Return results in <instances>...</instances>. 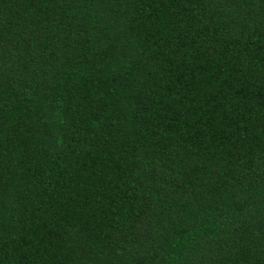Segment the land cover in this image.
Masks as SVG:
<instances>
[{
  "label": "trees",
  "instance_id": "obj_1",
  "mask_svg": "<svg viewBox=\"0 0 264 264\" xmlns=\"http://www.w3.org/2000/svg\"><path fill=\"white\" fill-rule=\"evenodd\" d=\"M0 264H264V0H0Z\"/></svg>",
  "mask_w": 264,
  "mask_h": 264
}]
</instances>
